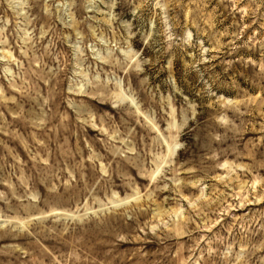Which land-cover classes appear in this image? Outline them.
Returning <instances> with one entry per match:
<instances>
[{"label": "rangeland", "instance_id": "obj_1", "mask_svg": "<svg viewBox=\"0 0 264 264\" xmlns=\"http://www.w3.org/2000/svg\"><path fill=\"white\" fill-rule=\"evenodd\" d=\"M0 264H264V0H0Z\"/></svg>", "mask_w": 264, "mask_h": 264}]
</instances>
